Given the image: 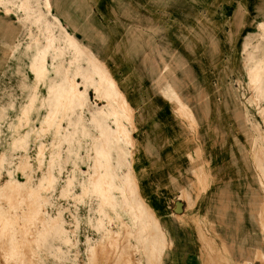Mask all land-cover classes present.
Instances as JSON below:
<instances>
[{"label": "rangeland", "instance_id": "obj_1", "mask_svg": "<svg viewBox=\"0 0 264 264\" xmlns=\"http://www.w3.org/2000/svg\"><path fill=\"white\" fill-rule=\"evenodd\" d=\"M45 1L0 0V264H167V249L159 253L150 237L155 225L142 215L145 206L129 163L136 150L128 129H134V113L123 110L121 98L113 93V88H120L107 69L90 59L79 43L80 54L70 48L67 32L49 14ZM52 1L68 29L79 32L86 48L114 68L102 57L114 28H107L95 15L94 7H89L93 0H48L53 13ZM247 2L242 19L237 17L240 3H216L234 16L230 21L217 17L224 24L220 37L207 29V38L202 39L199 21L192 24L197 32L184 30L182 23L178 30L193 39L180 36L177 46L165 39L167 24L157 17L162 2L154 0V13L148 18L140 13L142 19L133 20L124 0H112L116 14L111 18L125 21L119 33L130 24L139 27L138 55L144 56L139 58L146 70L150 68L144 74L154 79V89L175 112L180 105L182 117L176 114L191 131L199 124L187 106L175 98L168 100L160 90L167 79L179 94L194 82L185 70L187 62L175 49L189 48L193 40L207 44L212 53L224 51L229 67L232 53L240 60L233 70L222 72L230 83L225 84L227 91L236 99L218 91L217 72L210 69L209 95L221 101L215 110L235 129L234 135L217 140L226 150L223 176H209L212 161L199 150L190 159L184 183H172L188 202L201 194L203 185L209 189L214 215L196 221L202 258L195 259L198 264H264V165L259 166V159L264 161V0ZM200 6L193 0H172L169 11L192 13L194 20L195 12L204 10L209 17ZM247 32L255 33L244 46ZM40 52L46 56L43 77L32 67ZM97 70L103 78L96 76ZM101 79L106 88L101 87ZM74 81L81 91L77 98L71 97ZM90 87L97 102H109V113L89 100ZM182 100L190 106L186 98ZM98 115L116 117V128L110 130L104 121L99 124ZM241 181L246 188L243 199L236 193ZM9 183L20 184L19 192H5ZM131 203L138 213L132 208V214L124 216Z\"/></svg>", "mask_w": 264, "mask_h": 264}, {"label": "crops", "instance_id": "obj_2", "mask_svg": "<svg viewBox=\"0 0 264 264\" xmlns=\"http://www.w3.org/2000/svg\"><path fill=\"white\" fill-rule=\"evenodd\" d=\"M159 1L163 3V9L157 11V17L167 24L165 39L168 38L174 41L173 44L176 45L177 42L175 40L181 39L180 36L193 39L192 35H183L178 30L179 27L182 28V23L186 26L184 30L188 29L191 32H197V28L194 29L192 24L194 23L193 21L197 23L199 21L203 25L200 37L205 39L209 29L215 37H220V35L224 34V24L217 17L219 19L226 18L228 21L234 18V16H228V8L219 9L216 5V3H224L229 0H193L202 4L200 7H205L209 15L208 17L204 10H200V14L195 12L194 20L192 19V13L189 16L188 12L169 11V8H172V0ZM230 1L240 3L237 17L242 19L244 6L248 4L247 0ZM124 3L126 8H129V13L133 20L136 18L142 19L140 13L145 15L144 18H148L149 13H154L152 10L154 0H124ZM184 4H189V2ZM89 7H94L93 12L102 23H107V28H114V31L112 30L115 33L113 40L108 42L105 53L102 56L103 58L105 56V60L114 68H111V66L108 68L92 51L86 48L87 46L81 42L82 35L79 32L74 33L68 29L61 16L55 13L56 6L52 1L53 15L60 20L64 30L79 43L90 59L95 58L107 69L124 94L127 102L129 101L131 109L134 110V129L130 126H128V129L133 134L136 150L135 152L133 150L134 159H130L129 163L132 167L133 177L138 184V192L144 202L145 207L142 210L146 211V214L142 212V215H146L148 223L153 221L155 225L156 232L150 234V237H153V240L157 242L156 250L159 253H164L167 249L165 257V259H168L167 264H198L199 262L197 263L195 259L202 258L198 243L199 227L196 221L202 215H214L211 202H208L207 199L209 189L203 185L201 194L195 199L192 197V201L188 202L182 199L181 192L175 191L172 183L175 181L184 183L185 173L191 169L190 159L199 150L212 161V164L208 167L209 176L217 177L220 174L223 176L226 150L223 144L219 145L217 143V140L219 136L223 138L224 135H228V137L234 135L235 129L230 122H225V117L219 111L215 110L219 108L221 101L218 96L214 99L209 95V84L212 81L210 69L213 67L214 72H217L213 76L220 82L218 91H223L228 98L236 99L234 95H230L229 91H227L225 84L230 83L228 80L226 81V76L222 72L225 68L233 70L240 60L237 55L232 53V63L231 67H229L227 62L229 57L224 59V51L217 54L215 52L212 53L207 49V44L204 47L201 43H194L193 40H191L189 48L185 45V48L183 47L181 50L175 49V53L183 57L187 62L188 65H186L185 70L192 73L195 77L194 82L188 83L187 86L183 87L182 94H179L167 79V81L163 82V85L160 84V86L162 85L160 90L168 100L172 101L175 98L177 102L187 106L188 112L199 124V128L195 132L191 131L188 128V123L177 116L178 114L182 117L178 112L180 105L176 107L175 112L173 105L171 106L170 103L166 102L154 89V79L144 74L150 68L148 67L146 70L147 65L139 58L144 56L138 55L139 44L136 39L142 35L139 27H133L130 24L131 28L127 31V27H124L125 33H119L118 29L122 24H125V21L121 22L116 19L117 22H115L111 18L113 13L116 14L112 10V0H93V6L89 5ZM91 10L90 8V13ZM257 23L258 20L255 22L256 26ZM129 33L131 34L129 35ZM254 33L247 32L244 36V46L248 37L254 35ZM84 68H87V66H84ZM78 82L82 83V80L78 79ZM185 84H187L186 81ZM82 90L84 91V86H82ZM88 96L90 101L97 102L95 96H98L93 87L88 89ZM182 98H186V102L190 103V106ZM97 103H99L98 106L100 107L104 106L105 111L109 113V109H107L109 102L98 101ZM208 105L211 111H209ZM109 116L98 115L96 121L99 124L104 121L110 130L115 129L116 117L109 118ZM227 142L231 143L230 140ZM226 159L228 158L226 157ZM263 165L264 161L259 159V166ZM228 167L231 168L230 165ZM245 191L244 182H237L236 193L240 199H243L241 194ZM115 197L120 198L118 195H115ZM118 201L121 202L122 200L119 199ZM121 207L123 209L124 205ZM132 208H134V214L138 213L136 205L131 203L129 210H124V216L127 213L132 214ZM117 210H120V207ZM248 229L250 230L249 226ZM148 234L146 233L144 239L148 237ZM167 241H169V244H167ZM200 264L202 263L200 262Z\"/></svg>", "mask_w": 264, "mask_h": 264}, {"label": "bare ground", "instance_id": "obj_3", "mask_svg": "<svg viewBox=\"0 0 264 264\" xmlns=\"http://www.w3.org/2000/svg\"><path fill=\"white\" fill-rule=\"evenodd\" d=\"M45 4H46L47 10L49 11V14L51 16H53L52 11L48 8V0L45 1ZM55 19L57 20V23L60 26L61 23L58 21L57 18H55ZM65 35L68 38V41H70V43L69 42L67 43L70 46V48L73 51H75V54L76 55L80 54L81 53V50H80V47L78 45V42L71 35H69L68 33H66ZM32 67L34 69H36V72L39 71V77L45 76V73L47 71V69H46V56L43 55L41 52L40 53H37L36 56H35L34 62L32 63ZM95 74H96V76H99V77L102 76V78H103V75L98 70H97V73L95 72ZM72 83L73 84H70V87H71V97L77 98L78 93H81V91H78V87H77V85L79 83H75V81L72 82ZM101 83H102L101 87L102 88H106V83L107 82H103V80L101 79ZM113 91H114L113 93H115L116 96H118V97L121 98V100H122L121 101L122 107L124 108L123 110H125V111L126 110H129V111L133 112L134 110L131 109V107H130V105L128 103L129 101L127 102V100H126L124 94L122 93V91L120 89H115V88H113ZM113 111H116V109H114ZM117 123H118V125L121 126V128H124L123 126H125V125L122 122L117 121ZM19 188H20V184H17V183H9L7 185V187L5 188L4 191L7 192V193H9V194H13V193L19 192L18 191Z\"/></svg>", "mask_w": 264, "mask_h": 264}]
</instances>
